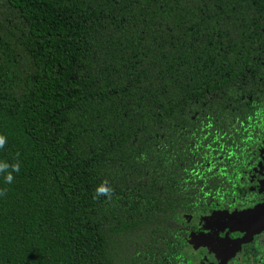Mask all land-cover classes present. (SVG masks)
<instances>
[{"label": "trees", "instance_id": "1", "mask_svg": "<svg viewBox=\"0 0 264 264\" xmlns=\"http://www.w3.org/2000/svg\"><path fill=\"white\" fill-rule=\"evenodd\" d=\"M0 135V264H199L264 138V0H0Z\"/></svg>", "mask_w": 264, "mask_h": 264}, {"label": "rangeland", "instance_id": "2", "mask_svg": "<svg viewBox=\"0 0 264 264\" xmlns=\"http://www.w3.org/2000/svg\"><path fill=\"white\" fill-rule=\"evenodd\" d=\"M250 216L251 213L246 210H243L238 214L236 212L227 213L215 211L206 217H202L200 223H198V221H191L190 225L194 226L190 233L188 240L189 243L184 251L185 254L192 260L200 257L199 264H216L217 262L224 261L230 252L231 247L236 243H234L235 240H229L226 238L227 233L226 231H221L220 223L223 220H229L232 218V223H229L230 225H228L229 228L232 230H238L244 235V231L240 230L237 225L245 224ZM233 221L238 222L233 223ZM243 260V258H239L240 264H242Z\"/></svg>", "mask_w": 264, "mask_h": 264}, {"label": "flooded vegetation", "instance_id": "3", "mask_svg": "<svg viewBox=\"0 0 264 264\" xmlns=\"http://www.w3.org/2000/svg\"><path fill=\"white\" fill-rule=\"evenodd\" d=\"M243 164H245V166H243V172L245 173V176H246L243 189H242L243 190V193H242L243 200L237 202V204L234 203L233 205L230 206V208L226 210L219 209L218 211L227 212V213L236 212L238 214L242 212L243 210H247L248 208L253 207L256 203L264 202V138L257 145L254 152L250 155V157L249 156L246 157V160L244 161ZM189 218L191 219L186 220V224L193 228L194 225L191 226L190 222L198 221V223H200L201 222L200 219L202 217L199 219H195V220L192 217H189ZM229 220L228 219L223 220L220 223L221 231H226L227 233L226 238L229 240H235L234 243L236 244L234 245V247H236L239 244V248L237 251H235V253L233 252L231 254L230 252L232 250H230V252L228 253L229 255L226 256V259L224 261L217 262L216 264H229L234 259L236 260V264H240V261H239L240 257L244 259L242 264H247L248 262L246 261L247 256L245 254V249L247 248L248 243L239 242L241 239L244 238V235L242 232L238 230H232L231 228H229L228 225H230L229 223H232L231 221L233 219L230 218ZM237 222L238 221H235V222L233 221V223H237ZM261 231L264 232V230H261ZM216 239H219V238H216ZM263 240H264V235L260 237V241H263Z\"/></svg>", "mask_w": 264, "mask_h": 264}, {"label": "clouds", "instance_id": "4", "mask_svg": "<svg viewBox=\"0 0 264 264\" xmlns=\"http://www.w3.org/2000/svg\"><path fill=\"white\" fill-rule=\"evenodd\" d=\"M6 137L0 135V148H3L6 144ZM11 169V170H9ZM19 171V163L9 165L7 163H0V174H4L5 181L7 183H11L14 179L12 173ZM113 188L109 185L107 180L103 181L99 186L95 189L94 199H98L100 196H104L109 200L112 198L113 195ZM0 194H4L0 192Z\"/></svg>", "mask_w": 264, "mask_h": 264}, {"label": "water", "instance_id": "5", "mask_svg": "<svg viewBox=\"0 0 264 264\" xmlns=\"http://www.w3.org/2000/svg\"><path fill=\"white\" fill-rule=\"evenodd\" d=\"M247 212L251 213L250 218L246 221L245 224L237 225L240 230L244 231V238L239 241L240 243H243L250 239L253 234L264 230V204L247 210ZM233 247L231 248L232 251L230 252V254L239 248V244L236 247Z\"/></svg>", "mask_w": 264, "mask_h": 264}]
</instances>
